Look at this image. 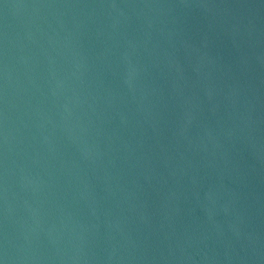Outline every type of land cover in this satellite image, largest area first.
<instances>
[{"label": "water", "instance_id": "95a60500", "mask_svg": "<svg viewBox=\"0 0 264 264\" xmlns=\"http://www.w3.org/2000/svg\"><path fill=\"white\" fill-rule=\"evenodd\" d=\"M0 264H264V0H0Z\"/></svg>", "mask_w": 264, "mask_h": 264}]
</instances>
